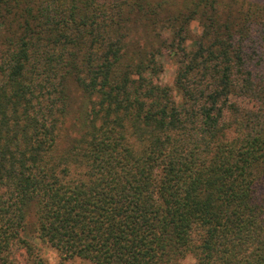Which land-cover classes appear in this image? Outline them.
<instances>
[{
	"label": "trees",
	"instance_id": "16d2710c",
	"mask_svg": "<svg viewBox=\"0 0 264 264\" xmlns=\"http://www.w3.org/2000/svg\"><path fill=\"white\" fill-rule=\"evenodd\" d=\"M32 231L56 264H264V0H0V264H50Z\"/></svg>",
	"mask_w": 264,
	"mask_h": 264
},
{
	"label": "rangeland",
	"instance_id": "374dc122",
	"mask_svg": "<svg viewBox=\"0 0 264 264\" xmlns=\"http://www.w3.org/2000/svg\"><path fill=\"white\" fill-rule=\"evenodd\" d=\"M160 59L164 65V69H163V72L161 74V81L164 84L171 85V84H173V79L175 76V65L166 56H162ZM77 108H78V105H76L75 108L73 109V113L77 114V111L75 110ZM75 114H72V117H70L71 118L70 122H72V118L75 117ZM30 239L33 240L36 244H38L41 247L42 251L45 254L46 260L50 264H56L57 263V261L59 259V255L55 249L44 246L41 243V241L38 238H36L34 231L30 232ZM22 263L23 264H34V261H33V259L26 257L22 261ZM70 264H90V263H88L86 261H82L80 259H76V260L72 261ZM182 264H195V261L190 256V257H187L186 259H184Z\"/></svg>",
	"mask_w": 264,
	"mask_h": 264
}]
</instances>
